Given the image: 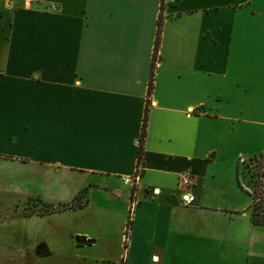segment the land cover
Segmentation results:
<instances>
[{
	"label": "crops",
	"instance_id": "crops-1",
	"mask_svg": "<svg viewBox=\"0 0 264 264\" xmlns=\"http://www.w3.org/2000/svg\"><path fill=\"white\" fill-rule=\"evenodd\" d=\"M263 152L264 0H0V188L54 187V264H264Z\"/></svg>",
	"mask_w": 264,
	"mask_h": 264
},
{
	"label": "rangeland",
	"instance_id": "rangeland-1",
	"mask_svg": "<svg viewBox=\"0 0 264 264\" xmlns=\"http://www.w3.org/2000/svg\"><path fill=\"white\" fill-rule=\"evenodd\" d=\"M255 161L254 156L243 158L241 161V177L247 186H250V172L254 171ZM2 188H0V264H54V215L31 219L24 217V214H45L50 208L54 209V187L44 183L40 188L30 184H23V188L17 190ZM35 189L41 198L33 203H26L29 197L33 196ZM96 193L104 195V192ZM37 243L40 244L38 249L31 252L27 249L36 248Z\"/></svg>",
	"mask_w": 264,
	"mask_h": 264
},
{
	"label": "trees",
	"instance_id": "trees-1",
	"mask_svg": "<svg viewBox=\"0 0 264 264\" xmlns=\"http://www.w3.org/2000/svg\"><path fill=\"white\" fill-rule=\"evenodd\" d=\"M166 0H162V10L164 9ZM162 26L163 21L162 19L159 22V29H158V35H157V41H156V49H155V56H154V67L158 61V51H159V45L161 41V35H162ZM154 84V73H152L150 85H149V93L151 94ZM149 114H150V107L149 105L146 108L145 117H144V124H143V130H142V136L140 140V150L138 155V165L139 169L143 167V155H144V143L147 136V127L149 122ZM256 163L254 166V171L250 172V191H247L242 185V189L247 191L251 198H252V205H251V212H252V223L256 226H263L264 227V152L255 155ZM142 173L141 171L139 172ZM49 207V206H47ZM54 209L50 208V211H46L45 214H38V215H47L54 213ZM128 228L126 232V246L128 245V239L130 237V231L132 229V221L131 219L128 221Z\"/></svg>",
	"mask_w": 264,
	"mask_h": 264
},
{
	"label": "built area",
	"instance_id": "built-area-1",
	"mask_svg": "<svg viewBox=\"0 0 264 264\" xmlns=\"http://www.w3.org/2000/svg\"><path fill=\"white\" fill-rule=\"evenodd\" d=\"M34 0H25V6L26 7H30L31 6V3L33 2ZM138 177H134V178H126L124 179L125 183L127 184H133V185H136V182L138 181ZM194 181V177L193 175L190 173V172H185L181 175L180 177V185L183 186L184 188H189L192 183ZM193 200V197L191 196H188V201H191Z\"/></svg>",
	"mask_w": 264,
	"mask_h": 264
}]
</instances>
